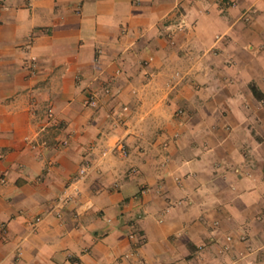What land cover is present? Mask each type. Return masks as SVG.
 <instances>
[{
  "label": "crops",
  "instance_id": "1",
  "mask_svg": "<svg viewBox=\"0 0 264 264\" xmlns=\"http://www.w3.org/2000/svg\"><path fill=\"white\" fill-rule=\"evenodd\" d=\"M1 177L0 264H264V0H0Z\"/></svg>",
  "mask_w": 264,
  "mask_h": 264
},
{
  "label": "built area",
  "instance_id": "2",
  "mask_svg": "<svg viewBox=\"0 0 264 264\" xmlns=\"http://www.w3.org/2000/svg\"><path fill=\"white\" fill-rule=\"evenodd\" d=\"M169 37H171V35ZM36 61L37 60L35 58H33L31 63H30L29 69H30V74L31 75H34L35 72H36V66H37ZM84 105L87 108H90V109H97L100 106V97H99V95L96 92H92V91L88 92L87 95H86V98L84 100ZM183 113H184L183 110H178V112H177L178 115H183ZM45 118H46L48 123H52V122H55L57 120L56 112L53 109V107H48L47 108V110L45 112ZM116 150H118L124 156H127V154H128L127 146H126L124 141H119L117 143ZM86 174H87L86 170H82L81 171V175L82 176H84ZM0 183H2V184L6 183V179L4 177H1L0 178ZM70 199H71L70 196H65L61 200L60 203H65L66 201H69ZM40 221H41V219H37L36 223H39ZM18 254L22 255V251L20 249L18 250Z\"/></svg>",
  "mask_w": 264,
  "mask_h": 264
}]
</instances>
